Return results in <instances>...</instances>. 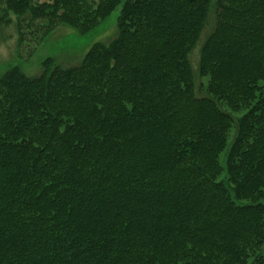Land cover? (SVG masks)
<instances>
[{"label":"trees","instance_id":"16d2710c","mask_svg":"<svg viewBox=\"0 0 264 264\" xmlns=\"http://www.w3.org/2000/svg\"><path fill=\"white\" fill-rule=\"evenodd\" d=\"M119 4L78 64L0 75V264H264V0H0V34Z\"/></svg>","mask_w":264,"mask_h":264},{"label":"rangeland","instance_id":"374dc122","mask_svg":"<svg viewBox=\"0 0 264 264\" xmlns=\"http://www.w3.org/2000/svg\"><path fill=\"white\" fill-rule=\"evenodd\" d=\"M120 9L121 4L117 5L108 16L85 34H79L73 28L59 24L48 35L42 38L43 33L36 29L37 26L22 27V35H20L18 33L16 17L14 14H11V22L3 27L2 34H0V75L8 67L16 65L26 75L31 77L38 76L42 72L43 61L48 57H52L55 63L64 67L78 64L93 43L98 41L108 42L116 35L117 18ZM214 23V12L211 9L199 40L190 53L197 96H206L204 87L206 78L198 76L196 71L199 59V48L204 38L214 27ZM219 105L234 118H237L241 114V112L230 111L222 104ZM233 135L234 128L229 131L228 145ZM226 152L227 149L219 156L223 170L218 179L227 187H230L227 182L225 168ZM249 263L250 261L247 264Z\"/></svg>","mask_w":264,"mask_h":264}]
</instances>
